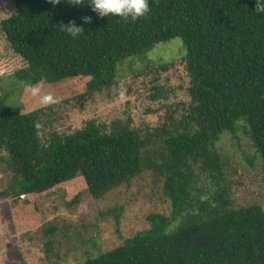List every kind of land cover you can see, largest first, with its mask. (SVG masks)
I'll return each instance as SVG.
<instances>
[{
    "label": "trees",
    "instance_id": "trees-1",
    "mask_svg": "<svg viewBox=\"0 0 264 264\" xmlns=\"http://www.w3.org/2000/svg\"><path fill=\"white\" fill-rule=\"evenodd\" d=\"M13 4L0 31L24 62L11 75L15 82L84 79L88 94L100 92L119 82L122 61L179 37L189 86L188 100L167 106L176 114L160 145L150 129L121 120L90 119L42 140V109L24 110L0 94V160L16 179L11 192L26 198L80 181L99 199L148 171L161 177L171 213L148 215V228L82 264H264V209L233 207L227 160L216 147L223 133L241 131L264 171V15L255 12L256 0H149V13L135 21L99 17L88 0ZM70 22L84 28L76 39L61 30ZM112 210L119 222L122 206Z\"/></svg>",
    "mask_w": 264,
    "mask_h": 264
},
{
    "label": "rangeland",
    "instance_id": "rangeland-1",
    "mask_svg": "<svg viewBox=\"0 0 264 264\" xmlns=\"http://www.w3.org/2000/svg\"><path fill=\"white\" fill-rule=\"evenodd\" d=\"M14 10L13 0H0V21ZM184 53L179 37L158 43L146 56L122 61L119 82L92 94L86 92L84 79L29 87L11 79L24 62L0 31V94L9 93V103L24 110L42 109V140L52 131L72 133L90 119L107 126L121 120L132 128L150 129L159 138L176 114L167 106L188 100ZM216 147L227 160L233 207L256 203L264 209V171L244 133H223ZM4 156L0 151V158ZM15 181L13 172L0 160V264H82L87 257L112 249L148 228V215H169L172 209L161 177L148 171L99 199L82 191L80 181L48 194L21 198L11 192ZM202 184L201 180L198 185ZM121 206L117 222L112 208L118 213ZM48 227H53L52 233ZM48 239L53 241L50 251Z\"/></svg>",
    "mask_w": 264,
    "mask_h": 264
},
{
    "label": "clouds",
    "instance_id": "clouds-1",
    "mask_svg": "<svg viewBox=\"0 0 264 264\" xmlns=\"http://www.w3.org/2000/svg\"><path fill=\"white\" fill-rule=\"evenodd\" d=\"M52 4L60 3V0H50ZM75 4H81L83 0H72ZM91 10L99 17L118 16L124 20L135 21L146 17L150 11L149 0H88ZM255 12L264 15V0H256ZM84 22H90L91 17H84ZM61 30L73 38H78L84 31L82 26L75 23L61 24Z\"/></svg>",
    "mask_w": 264,
    "mask_h": 264
}]
</instances>
